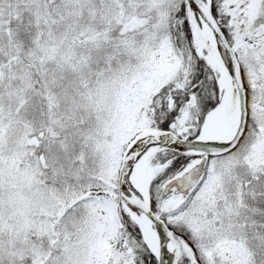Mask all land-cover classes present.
<instances>
[{
  "label": "snow or ice",
  "instance_id": "6c2138e0",
  "mask_svg": "<svg viewBox=\"0 0 264 264\" xmlns=\"http://www.w3.org/2000/svg\"><path fill=\"white\" fill-rule=\"evenodd\" d=\"M0 264H264V0H0Z\"/></svg>",
  "mask_w": 264,
  "mask_h": 264
}]
</instances>
